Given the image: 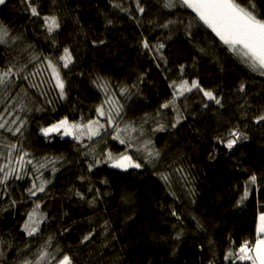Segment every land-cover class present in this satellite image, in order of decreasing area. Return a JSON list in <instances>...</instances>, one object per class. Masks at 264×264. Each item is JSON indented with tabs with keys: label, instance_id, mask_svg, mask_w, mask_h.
<instances>
[{
	"label": "trees",
	"instance_id": "obj_1",
	"mask_svg": "<svg viewBox=\"0 0 264 264\" xmlns=\"http://www.w3.org/2000/svg\"><path fill=\"white\" fill-rule=\"evenodd\" d=\"M30 2L41 16L56 15L60 28L49 36L22 0L0 5V24L9 30L0 45V70L23 69L0 87V106L20 124L15 135L0 130V166L23 177L10 179L6 192L0 185V264L35 261L42 248L56 256L51 264L65 254L73 264H232L226 252L255 242L264 213V123H253L264 111V76L250 72L188 8L164 9L161 0H139L143 13L136 0ZM256 3L264 15V0ZM168 21V28L160 27ZM145 39L164 48L149 52ZM65 48L71 54L67 68L59 59ZM49 61L64 83L63 97L56 81L43 87L33 79ZM192 80L213 91L222 106L193 89L161 107L173 99V81ZM253 101L261 103H246ZM101 105L108 113L122 106L118 116L112 113L113 127L98 118ZM64 117L80 124L98 118L104 128L91 141L43 135L42 127ZM118 124L121 138L133 145L128 154L142 167L123 171L101 163L89 171L94 157L125 151L111 138ZM237 129L248 139L229 150L218 138L226 141ZM10 144L16 145L11 157ZM145 149L159 157L145 164ZM24 153L21 168L17 159ZM252 175L257 182L246 184ZM43 181L45 191L29 197L27 189ZM246 186L248 197L238 206ZM35 202L39 231L29 237L22 228Z\"/></svg>",
	"mask_w": 264,
	"mask_h": 264
},
{
	"label": "snow or ice",
	"instance_id": "obj_2",
	"mask_svg": "<svg viewBox=\"0 0 264 264\" xmlns=\"http://www.w3.org/2000/svg\"><path fill=\"white\" fill-rule=\"evenodd\" d=\"M23 3H26L28 9H30L31 15L33 17H38L43 21V27L46 29L49 36H51L55 31L60 28V22L56 15H43L38 12L37 7L33 6L30 0H22ZM55 3V0H53ZM137 10L140 13L144 12V8L140 6L139 0H136ZM6 0H0V5H5ZM114 8H119L121 11H127V9L122 8L119 3L113 2L112 5ZM161 7L164 9L171 10L176 7L188 8L191 9L192 12L195 13V17L193 19H197L199 23H201L207 29H210L211 32L219 39V41L227 47L228 52H230L234 57L238 58L240 63L244 64L245 67L249 69L250 72L256 73L257 75L264 76V15L257 11V3L256 0H246V3H243L242 0H161ZM112 23L111 20L108 21L110 25ZM173 23L172 21H168L160 25L162 28H168L169 25ZM191 27V25H189ZM9 37V30L2 24H0V45L6 44V38ZM13 42L14 39H13ZM103 43V41H100ZM143 48L149 52L152 51L153 48H156L157 51L164 48L163 43H159L158 45H150L148 41L145 39L142 41ZM63 61V67L67 68L71 63V54L67 48L64 49L63 55L59 58ZM183 67V66H181ZM14 66L8 67L5 70H0V87H7L11 81L8 79L10 76L19 75L23 69H18L16 71L13 70ZM48 68L51 69L53 78L56 80V87L60 89L61 97L64 95V83L60 79V74L57 69V66L54 62H48ZM24 79H28L27 76ZM102 87L104 85H101ZM170 87H175V91L173 92V99L168 101L167 103L161 105L162 108H168L170 105H174L177 99V93L180 96H183L185 92H191L193 89H198L203 93V96L207 101L214 102L216 105H221V99L213 93L211 90H206L202 88L196 80H192L189 85L188 81H181L177 84L173 81V84ZM238 91L245 92L244 84H240ZM124 90H121V94H123ZM110 104H115L114 101H108ZM249 107L252 106L253 103H261L259 101L246 102ZM122 107V106H121ZM121 107H113L109 113L107 114V123L108 125L114 124V116L113 112L118 116L121 111ZM204 107H209L208 104H204ZM241 108L244 105L240 106ZM175 110V109H174ZM7 111V109H6ZM96 112L99 116H105V112L103 109V105L97 107ZM159 115V113H157ZM247 117V112L242 114V118ZM11 123L15 124L16 120H13ZM180 123V118L177 116L176 123L172 124V127H176L177 124ZM253 123L261 124L264 123V111H261L258 115L253 117ZM8 124L7 120L0 121V129L5 128V125ZM23 121H21V126ZM163 125L160 128L156 129L157 131L163 130ZM104 128V124L100 123L99 120H89L87 124L80 123H70L67 117H64L57 121L56 123L51 124L49 127H42L41 132L45 137H48L50 133H59L63 130V136H72L76 140H80L82 136L85 135V129L87 130L86 134L88 139L91 141L93 137L100 136V129ZM7 131H11L13 135L16 132L20 131V127H17L15 131L11 129V126L6 129ZM135 131V129H132ZM122 130L117 125L115 128V135H112L113 140L119 141L120 144L125 145V151L114 153L111 151L103 153V158H95L94 163L89 164V171L96 165L101 163L108 164L109 167L115 169H121L123 171H127L129 168H141L142 164L137 162L131 155L128 154L127 149L131 148L133 145L129 141L121 138L120 132ZM127 131V129H124ZM228 139L223 141V138H218L222 142H224V146L232 150L238 142L246 141L248 139L247 135L237 130H230L228 133ZM10 151L8 153L9 157H11L12 151L16 149V145L10 144L7 145ZM137 152L141 151L140 148L136 149ZM147 151V149H145ZM27 153H24L17 159V163L23 168L25 163L24 156ZM84 155H88V153H84ZM159 157V153H153L151 151H147V155L144 157V163L149 164L153 160ZM27 163L31 164L32 161L29 160ZM35 167V166H34ZM40 167H44V165H40ZM7 165L0 166V185L5 186V192L7 191V182L10 179H22L23 177L17 172L15 169L9 168L5 171ZM15 173V174H14ZM165 181H167L168 177H162ZM39 179V177H36ZM257 182V177L255 175L250 176L249 181L246 184L251 183L255 184ZM48 181H43L40 185L32 184L31 187L27 189V195L29 197H34L38 192L45 191V185ZM249 193V188L246 186L244 193L241 197V200L237 202L238 206L243 203V200L247 199ZM78 196H83L80 193H77ZM3 197L0 196V199ZM16 201H12V204L15 205ZM90 203H92L90 201ZM40 208L39 202H35V208L32 211L27 213V219L24 222L22 230L27 234V236L32 237L35 236L39 231V222L37 219V210ZM172 215H176L175 212ZM179 219V216H177ZM256 239L255 242L252 243L249 240H245L238 249H229L224 259L226 261H232V264H236V261H248L250 264H264V213H261L258 217V222L256 224ZM92 233L84 236L81 243L89 240L91 238ZM51 239V238H50ZM176 239H179V234L176 236ZM3 243V241H0ZM50 246V245H49ZM35 261L25 260L23 264H41L46 258L48 259V264H51L52 260L56 259L55 255L48 253L46 248H42L38 250L35 254ZM57 264H73L71 257L67 254L63 255L61 259L57 261Z\"/></svg>",
	"mask_w": 264,
	"mask_h": 264
},
{
	"label": "rangeland",
	"instance_id": "obj_3",
	"mask_svg": "<svg viewBox=\"0 0 264 264\" xmlns=\"http://www.w3.org/2000/svg\"><path fill=\"white\" fill-rule=\"evenodd\" d=\"M209 30H210V29H209ZM210 31H211V30H210ZM33 79H34V80H37V82H39L40 84H42L43 87H44L46 84L50 87V84H53V81H56V80L53 78V75H52V71H51V69H49V68H47V67L36 69V71H35V75H34ZM48 82H49L50 84H49ZM6 109H7V106H0V121H3V120H7V121H8V124L5 125V128L0 129V130L5 131V132H8V133L10 132V133L12 134L11 131H7L6 129H7V128L9 127V125H10V126H11V129H12L13 131H15V129H16L17 127H20L19 119L16 117V115H15L13 112H9V113H8V109H7V111H6ZM104 112H105V116H99L98 114H97V115H98V118H99L100 120H106V121H107V114H108V112L105 111V110H104ZM98 118H97V119H98ZM97 119H95V120H97ZM13 120H16V123H15V124L11 123ZM86 124H87V123H86ZM108 126H109V127H113L114 124H113V125H108ZM118 126L120 127V124H118ZM86 132H87V130L85 129V135L82 136L81 139H80L79 141L88 138ZM49 135H57V136L62 137V138H71V139H74L72 136H63V130H61L59 133H50ZM74 140H76V139H74ZM77 141H78V140H77ZM259 215H260V214H259Z\"/></svg>",
	"mask_w": 264,
	"mask_h": 264
}]
</instances>
